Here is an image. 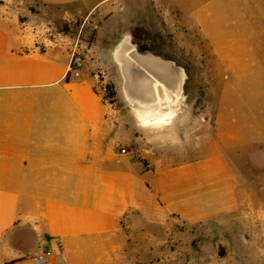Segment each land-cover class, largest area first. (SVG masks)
<instances>
[{"label": "crops", "instance_id": "0c3cea01", "mask_svg": "<svg viewBox=\"0 0 264 264\" xmlns=\"http://www.w3.org/2000/svg\"><path fill=\"white\" fill-rule=\"evenodd\" d=\"M13 1L0 0V264H32L41 246L55 250L48 264H119L135 235L162 221L193 224L233 208L236 174L223 153L181 163L133 153V119L98 91L109 46L61 44L57 31L44 46L27 26L36 15ZM39 1L84 7L98 37L126 32L139 10L154 33L163 17L184 40L186 72L224 84L226 99L232 84L219 131L232 114L233 147L263 151V120L257 129L251 118L255 84H264V0ZM79 47L87 58L74 77L68 68Z\"/></svg>", "mask_w": 264, "mask_h": 264}, {"label": "rangeland", "instance_id": "374dc122", "mask_svg": "<svg viewBox=\"0 0 264 264\" xmlns=\"http://www.w3.org/2000/svg\"><path fill=\"white\" fill-rule=\"evenodd\" d=\"M11 4L23 6L26 13L36 15L27 26L32 33L46 38L42 42L44 46L49 44V39L56 31L62 37L61 44L76 38L79 43L81 40L88 45L95 43L99 47L109 46L112 63L108 68L97 69L103 71L98 91L113 107L133 119L138 130L128 143L133 153L154 158L168 157L170 163L223 153L234 168L236 197L231 210L193 224L175 218L162 221L158 223L162 226L146 229L144 235H135L119 264H264V149L255 153L259 148L247 147L243 154L239 148L233 147L232 114L222 115L220 131L218 128V109L220 106L225 109L235 96L232 84L226 99L223 98L224 84L201 82L197 73L187 70L183 85L185 96L174 117L165 123L143 125L136 119L123 96L121 76L111 57V50L114 41L124 33H129L139 45L154 54L174 59L186 68L184 40L171 31L163 17L160 31L154 33L151 27L144 26L147 21L143 22L142 19L146 16L139 10L138 22L130 25L126 32L98 37L96 21L79 4L49 5L39 0H14ZM142 35V42H138L135 38ZM187 35L189 37L190 34ZM76 50L82 54L85 62L86 50L80 47ZM242 86L249 87V84ZM254 88V96L257 94L258 98L252 99L254 113L251 119H254L257 129L263 123V129L264 84H255ZM244 117L249 118L248 115ZM239 123L238 128H241ZM227 128L228 135L225 134ZM138 135L140 138L137 140ZM250 151L261 156L255 155L254 161L250 162Z\"/></svg>", "mask_w": 264, "mask_h": 264}, {"label": "water", "instance_id": "95a60500", "mask_svg": "<svg viewBox=\"0 0 264 264\" xmlns=\"http://www.w3.org/2000/svg\"><path fill=\"white\" fill-rule=\"evenodd\" d=\"M124 39L128 40L133 50L130 58L123 55V52L121 53L119 49ZM118 49L119 54H117ZM111 57L118 67L121 76V88L124 93L123 96L131 109L134 107L133 104H138L137 102L140 103V99H146L150 102V105H156V95H159L160 99L163 101L165 98L164 90H167L170 94H183L185 79L180 78V73H183L186 78L185 68L174 59L154 54L148 48L139 45L133 40L129 33H124L120 38L114 41ZM159 68H165V72L170 74L171 80L164 79L163 76L158 73L159 71H157ZM129 77H133L132 82H134V78H136L137 80H143L146 84L145 90L144 88L140 89L138 87L140 90H137L136 97L131 94L129 96L126 92V86L128 88L129 85ZM154 81L160 83L157 88L153 86Z\"/></svg>", "mask_w": 264, "mask_h": 264}, {"label": "bare ground", "instance_id": "6f19581e", "mask_svg": "<svg viewBox=\"0 0 264 264\" xmlns=\"http://www.w3.org/2000/svg\"><path fill=\"white\" fill-rule=\"evenodd\" d=\"M119 49L121 53L123 52L122 53L123 55H126L129 58L131 57L133 50L130 44L128 43L127 39H124V42L122 43ZM119 49L117 51V54H119ZM157 71H159L158 73L162 75L164 79L171 80L170 74L165 72V68H159V70ZM129 78L130 79H129L128 88L126 86V92L129 96L130 94L135 96L140 89L144 88L145 90L146 84L143 80L141 79L137 80L136 78H134V82H132L133 77H129ZM180 78L185 79V76L183 75V73H180ZM131 82H132V85H131ZM158 84L160 83L157 81L153 82V86L155 88L158 87ZM138 87L140 89H138ZM164 92H165V98L163 99V101L160 99L159 95H156V100H157L156 105H150L149 104L150 102H148V100L146 99L144 100L140 99L139 101L141 104L139 102H137L138 104H133L134 107L132 111L136 119L140 123H142L143 125L160 124V123H165L166 120L174 117L177 109L179 108L180 102L184 99L185 95L181 93L177 95L170 94L167 90H164Z\"/></svg>", "mask_w": 264, "mask_h": 264}, {"label": "built area", "instance_id": "2783aa9c", "mask_svg": "<svg viewBox=\"0 0 264 264\" xmlns=\"http://www.w3.org/2000/svg\"><path fill=\"white\" fill-rule=\"evenodd\" d=\"M84 65V58L80 52L74 50L71 54L70 65L68 68V73L74 77L79 76V72ZM121 152H125V149H121ZM56 246L60 253L65 252V248L61 240H57ZM55 256V250L50 247H37L30 253V260L32 264H48Z\"/></svg>", "mask_w": 264, "mask_h": 264}]
</instances>
